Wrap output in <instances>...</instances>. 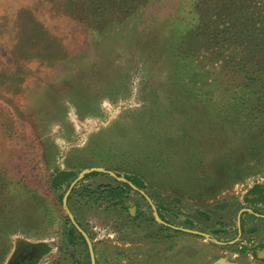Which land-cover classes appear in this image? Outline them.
Here are the masks:
<instances>
[{
	"label": "rangeland",
	"instance_id": "1",
	"mask_svg": "<svg viewBox=\"0 0 264 264\" xmlns=\"http://www.w3.org/2000/svg\"><path fill=\"white\" fill-rule=\"evenodd\" d=\"M86 169L139 178L167 223L207 236L165 229L137 192L87 201L118 182L84 177L67 206L96 264H264V222L242 213L237 237L264 181V0H0V264L22 244L90 264L50 187Z\"/></svg>",
	"mask_w": 264,
	"mask_h": 264
},
{
	"label": "trees",
	"instance_id": "2",
	"mask_svg": "<svg viewBox=\"0 0 264 264\" xmlns=\"http://www.w3.org/2000/svg\"><path fill=\"white\" fill-rule=\"evenodd\" d=\"M241 71L242 72L244 71V73L250 72V67L248 65H245L242 67ZM97 174L98 173H92L88 176H85L84 179H87L88 177ZM76 176L77 173L71 170H55L51 175L50 187L54 192H58L59 197L61 198L65 193L66 189L68 188L69 184L76 178ZM126 179L130 181L133 185L138 187L139 189H144V185L142 184L139 178L129 177ZM77 188L72 190L70 197H72L75 194ZM131 191H132L131 188L127 184L118 182L114 186L111 185L97 186L96 188H94V190L87 189L84 190L83 192L86 194L87 201H91L93 203H97L99 201L109 206L119 207L125 210L127 208L126 206H124V200L126 199L127 194ZM263 191H264V185L254 186L251 190H249L247 195H257V197L259 196L261 199L262 197H264ZM245 202H248V197H245ZM140 215H141L140 211L136 213L137 217L138 216L140 217ZM67 239L69 240V243L74 244L75 242H78L83 246H85V242L83 238L73 228H71V232L68 235ZM34 246L35 245H30L27 247H34ZM44 250L47 249L44 248Z\"/></svg>",
	"mask_w": 264,
	"mask_h": 264
},
{
	"label": "water",
	"instance_id": "3",
	"mask_svg": "<svg viewBox=\"0 0 264 264\" xmlns=\"http://www.w3.org/2000/svg\"><path fill=\"white\" fill-rule=\"evenodd\" d=\"M92 173H98V174H106V175H109L110 177H112L114 180H116L117 182H120V183H125L127 184L131 190L139 193L141 196H143V198L148 202L149 206L151 207L152 211H153V217L154 219L156 220L157 223H159L160 225L166 227V228H169L171 230H174V231H178V232H185V233H188V234H195V235H200V236H205L207 237L206 235L204 234H201L199 232H196V231H192V230H188V229H184V228H179V227H175V226H172L168 223H165L164 221H162L160 219V217L158 216V213H157V210L155 208V206L152 204L151 200L149 199V197L143 192L141 191L140 189H138L136 186H134L133 184H131L129 181L125 180V179H122V178H119L116 176V174H114L113 172H110V171H106V170H103V169H86L84 170L83 172H81L68 186V188L66 189L65 193L63 194L62 196V206H63V209L65 211V214L71 224V226L75 229V231L83 238L84 242H85V245H86V248H87V251H88V256H89V260H90V264H96V260H95V255H94V250H93V245H92V242L88 236V234L79 226V224L75 221L73 215L71 214V212L69 211L68 209V206H67V200H68V197L70 195V193L72 192L73 188L77 185V183L79 181H81L85 176L87 175H90ZM131 214L133 215L134 214V209H131ZM242 212V211H241ZM240 215V214H239ZM239 216H238V227H239ZM214 264H229L224 258H221L219 260H217Z\"/></svg>",
	"mask_w": 264,
	"mask_h": 264
},
{
	"label": "flooded vegetation",
	"instance_id": "4",
	"mask_svg": "<svg viewBox=\"0 0 264 264\" xmlns=\"http://www.w3.org/2000/svg\"><path fill=\"white\" fill-rule=\"evenodd\" d=\"M255 184H253V185L254 186H258V185H255ZM248 192L245 194V196L243 198L244 202H245V197H248L249 204L254 205L252 209L255 212H257V213L264 214V211L258 208V207H261L262 209H264V198L262 197L260 199V197L259 196L257 197V195H247ZM245 203H247V202H245ZM243 231H244V226H243V223L241 221V224L238 227V232H237L238 233L237 234L238 236L237 237H240L241 236V233ZM30 245L31 244H27V245L26 244H22L21 246H19L15 250V252L12 254V256L9 258L8 264H35L36 261L38 260V257L42 253V249L41 248H43V247L40 246V245H38V244H35L34 247H27V246H30ZM259 246H264V242L263 243L261 242V244ZM255 257H256V254H255Z\"/></svg>",
	"mask_w": 264,
	"mask_h": 264
},
{
	"label": "crops",
	"instance_id": "5",
	"mask_svg": "<svg viewBox=\"0 0 264 264\" xmlns=\"http://www.w3.org/2000/svg\"><path fill=\"white\" fill-rule=\"evenodd\" d=\"M255 185H258V186H263L264 185V181L263 182H261V183H256ZM254 186V185H253ZM253 186H251L248 190H247V192L253 187ZM138 188V187H137ZM131 192H135V191H131ZM246 192V193H247ZM136 193V192H135ZM245 193V194H246ZM139 194V193H138ZM263 194H264V191H263ZM140 195V194H139ZM140 197H142L143 198V196H141L140 195ZM264 198V197H263ZM144 199V198H143ZM145 200V199H144ZM145 202H147L146 200H145ZM148 203V202H147ZM247 204H248V208L247 209H243V210H241L240 212H239V214L241 215L242 213H244V214H246V215H248V216H250V218L252 219V220H256L258 223H261V222H264V214H260V213H257V212H255L252 208H253V206L254 205H251V204H249V202H247ZM158 208V207H157ZM134 209H135V211L138 209L136 206L134 207ZM142 209V208H141ZM158 216L160 217V219L162 220V221H164L165 223H167L163 218H161L162 216H161V214L159 213V210H158ZM240 215H238L239 216V221H240ZM141 217L143 216V214H141L140 215ZM169 224V223H168ZM171 225V224H170ZM186 225L187 226H190V222H186ZM162 226V225H161ZM172 226H174V225H172ZM164 227V226H163ZM175 227H177V226H175ZM191 227V226H190ZM165 229H168V230H170V231H173V232H176V233H180L179 235H183V237L185 236V235H189L188 233H185V232H178V231H174V230H171V229H169V228H166V227H164ZM179 228H181V227H179ZM184 229H187V228H184ZM188 230H190V229H188ZM191 235H194V234H191ZM264 242V240L262 241V243ZM260 247H262V246H259L258 248H257V252L255 253L256 254V258L258 259V260H264V248H262V249H260ZM210 256V255H209ZM221 258H223V257H219V258H217L216 260H214L213 262L211 261V258H209V257H207V261H211V263L210 264H214L217 260H219V259H221ZM225 259V258H224ZM226 260V259H225ZM229 264H233V263H231V262H229L228 260H226Z\"/></svg>",
	"mask_w": 264,
	"mask_h": 264
}]
</instances>
